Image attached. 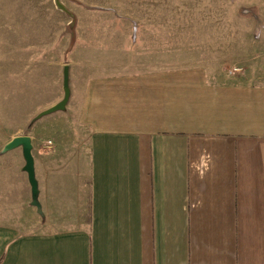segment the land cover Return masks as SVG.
I'll return each mask as SVG.
<instances>
[{"label":"crops","instance_id":"obj_1","mask_svg":"<svg viewBox=\"0 0 264 264\" xmlns=\"http://www.w3.org/2000/svg\"><path fill=\"white\" fill-rule=\"evenodd\" d=\"M52 4L0 0V103L40 99L34 114L62 96L69 48L56 50ZM163 49L141 71L68 53L85 174L72 195L65 160L52 156L43 178L35 161L58 228L0 221V264H264V78L169 67ZM14 111L0 107L25 117Z\"/></svg>","mask_w":264,"mask_h":264},{"label":"rangeland","instance_id":"obj_2","mask_svg":"<svg viewBox=\"0 0 264 264\" xmlns=\"http://www.w3.org/2000/svg\"><path fill=\"white\" fill-rule=\"evenodd\" d=\"M47 1L54 3L56 50L75 51L83 64H88L87 61L108 65L125 62L123 65L141 71L148 65L152 67L145 62L153 61L157 56L154 54L163 46L169 67L198 65L217 76L226 73L233 77L264 78V0H60L70 15L59 9L56 0ZM159 34H166V38L143 39ZM127 36L137 37V43ZM68 53L65 63L73 59ZM58 83L56 88L60 87ZM51 97L49 93L43 98L46 101ZM38 101L22 105L0 103L1 109L12 107L15 110L12 114L25 115L24 118H6L0 113V151L19 136L28 117L33 115L32 108L42 103ZM75 122L73 118L72 127L66 115L58 113L42 119L32 129V133L38 134L32 152L40 175L45 176L46 162L52 156L65 160L62 169L67 174L65 171L63 174L66 182L69 179L66 190L72 195L77 194L82 180L79 178L85 174L82 157L83 148L88 145L85 137L80 139L74 135ZM59 141L66 144L65 148L53 151L52 147ZM20 151L15 149L0 156V211L9 212L1 213L0 221L21 227L27 233L58 228L53 217L44 213L43 221L31 202L26 203L30 185L21 173L25 162ZM41 181L44 191L46 183L44 179ZM32 225L33 228L25 229Z\"/></svg>","mask_w":264,"mask_h":264},{"label":"water","instance_id":"obj_3","mask_svg":"<svg viewBox=\"0 0 264 264\" xmlns=\"http://www.w3.org/2000/svg\"><path fill=\"white\" fill-rule=\"evenodd\" d=\"M56 4L61 11L70 15L68 9L60 3V0H56ZM70 70V63H65V65L63 64L62 70H60L61 83H59V85H61L62 88V96L60 97V99L48 106L41 108L40 111H36L29 118L26 124L23 125L24 127L22 128L19 136L12 138V140L9 141L0 151V156H2L7 154V152L13 151L15 149L20 148L22 150L21 152L25 162V164H23L24 166L22 167V171L26 173L31 188L30 204L32 207L36 208L37 213L40 215L43 221L45 220V214L43 212L42 204H40V188L38 179L36 178V167L34 165L35 158L32 152V150L34 149L33 139L31 138L32 129L35 124H37L42 119L58 113L65 114L69 119V123L71 124V126H74V124L72 123L74 112L71 111L70 108V101L72 98V85L70 84L72 81V76Z\"/></svg>","mask_w":264,"mask_h":264},{"label":"built area","instance_id":"obj_4","mask_svg":"<svg viewBox=\"0 0 264 264\" xmlns=\"http://www.w3.org/2000/svg\"><path fill=\"white\" fill-rule=\"evenodd\" d=\"M237 69H235L234 71H236ZM49 145H52V142H49Z\"/></svg>","mask_w":264,"mask_h":264}]
</instances>
